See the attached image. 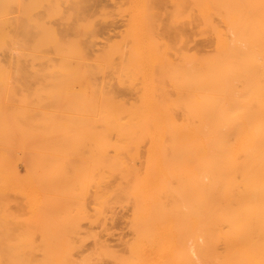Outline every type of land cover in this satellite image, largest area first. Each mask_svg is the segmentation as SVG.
<instances>
[{
    "label": "bare ground",
    "instance_id": "obj_1",
    "mask_svg": "<svg viewBox=\"0 0 264 264\" xmlns=\"http://www.w3.org/2000/svg\"><path fill=\"white\" fill-rule=\"evenodd\" d=\"M96 1L0 0V264H264V0L174 2L191 54L164 0L95 50Z\"/></svg>",
    "mask_w": 264,
    "mask_h": 264
},
{
    "label": "rangeland",
    "instance_id": "obj_2",
    "mask_svg": "<svg viewBox=\"0 0 264 264\" xmlns=\"http://www.w3.org/2000/svg\"><path fill=\"white\" fill-rule=\"evenodd\" d=\"M176 1L177 0H164L165 3L161 2L156 7L157 9L158 8L161 9L163 7L161 9V11L160 10H156V9L155 10H156L157 14L159 13V16L161 17V19L165 21V23L163 21V23L165 25L173 24V25H175V27L176 26H180L181 27V24L183 26V24H185L187 20H190L191 19V16H193V14L191 13L192 12L191 9H188L189 7H186L187 9H185V10H188V11L190 10L191 12L190 11L189 12H186L185 11V14L183 13L184 15L182 13L181 14H177V12L175 11L176 5H177V4H175ZM96 2H97V4L95 5V3H94L93 5H95V6H93V5H92V7L90 6L91 9L88 10V11H89L90 15L92 16V19L97 24V28L100 31L99 32V35H98V37L96 39V43H95L96 44L95 50L99 51V50H102L103 48H105L106 46H108L110 44H113L115 42H120L122 40V37L126 34L127 29H128L129 20L131 19L132 15H133V11L131 10L132 9V6H133V0H130V1L129 0H97ZM94 9H96V10H94ZM173 13H175V14H173ZM178 15H179V17L176 19V17ZM57 18L58 17H56V19H54V21H52L51 18H50L51 21L49 19H47V21L49 20V22H51V23L58 22L59 19H57ZM176 22H178V23L180 22V23L177 24ZM189 22L187 21V24L184 25V29H185L184 32H186V39L188 38L187 39V43L189 45L187 44L186 46H184L185 44H183L182 41L179 38H177L174 35L173 36L172 35H169L164 28L162 29V31L163 32L165 31L168 35L166 36L165 35V32H164V34L161 33L162 31L160 32V35L162 34L161 35V39L166 44L165 46H169V47L172 48V49L171 48H165V46L163 47V49L164 48L165 49H169V50H167L168 52H171L172 51V53H168V52L165 53L164 52L165 49L163 50V53H165L164 54L165 58L166 59L168 58L167 63H170L171 66L175 62V61H172V60H178V58L176 56H178V50L181 48L180 47L181 45L184 46V48L188 51V53L190 52L189 54L193 53L197 48H199V49L204 48L203 50H205V51L211 50V48L209 47L211 44H210V41H209V37L208 36L197 37L196 39H194V37H193L194 34H193V32H191L192 31L191 28L189 26H187L189 24ZM185 26H186V28H185ZM192 34H193V36H192ZM179 43H181V44L179 45ZM162 45H164V44H162ZM186 47L189 48V49H187ZM173 51H176V52H173ZM167 54L169 55V57H168ZM172 54H173V56H172ZM170 55H171V57H170ZM164 56L161 55V58H163ZM174 56L177 59L176 58H173ZM166 59H164L165 60L164 63L162 62L163 64H162L161 68L164 70V67L166 66L165 67V70L167 69L168 72H169L170 65L168 64L169 67L167 66ZM169 61H171V62H169ZM176 63H177V61L175 62V64ZM165 70L162 71V73L164 72L163 75L166 76V77L165 78L164 77L162 78L163 75L161 73V75H160L161 77L158 75L160 79L158 78L157 82L162 81L164 84L162 82L161 83L159 82V84L166 85L169 88V90L171 91L172 90V86L171 85L173 84V82H172V84L169 83L170 81H169V78L168 77H170V75L167 77V74H170V72L169 73L168 72L165 73ZM141 77L142 76H140V78H139L140 80L133 81V82H136L135 84L133 83L135 86H137L136 84H139V85L142 84L141 83V81H142V78ZM163 79H164L165 82L163 81ZM167 81H169V82H167ZM119 91H120L119 93L122 94L121 96H124L125 98H130L131 97V92L129 93V91H127V88L126 87L125 88L123 87L122 89L119 88ZM133 97H134V94H133ZM117 209H119V210H116V212L114 214V215H116V217L114 215L113 216L111 215L110 216L111 217L110 218L111 220L109 219V221H108L110 224L107 222V224H108L107 227L109 228V230L111 229L110 230L111 232L108 231V233H107L106 231L103 230V228H101V227L100 228H96V226H93V229L95 230V228H96L98 230H96V231L93 230V231H94V233H97L100 237L102 236V238L105 235L104 238L103 239L101 238V239L104 240V241L107 240L106 241L107 244L108 245H111L115 250H117V249L120 250V249H122L123 242L126 241V240H128L130 238V234H129L130 232H129V228H128L129 209L128 208H117ZM126 216H128V217H126ZM84 227H83L84 228L83 229L84 231L85 230L86 231H90V229L88 228L89 226L87 224H85ZM100 229H102V230H100ZM103 232H105V233H103ZM109 232L111 234H109ZM107 235H109V236H107ZM92 240H93L92 238H89L88 241L87 240L85 241L86 243H84L83 244L84 246L81 247V249H80V251L82 250V253L83 252H87L88 253L90 251V249L93 247V244L92 243H94V242H92ZM118 241H120V242H118ZM104 264H112V263L109 262V261H107Z\"/></svg>",
    "mask_w": 264,
    "mask_h": 264
}]
</instances>
